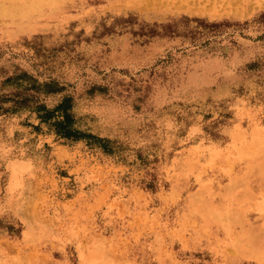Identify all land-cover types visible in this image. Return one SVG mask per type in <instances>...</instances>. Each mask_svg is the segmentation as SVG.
<instances>
[{"label":"rangeland","instance_id":"1","mask_svg":"<svg viewBox=\"0 0 264 264\" xmlns=\"http://www.w3.org/2000/svg\"><path fill=\"white\" fill-rule=\"evenodd\" d=\"M207 4L0 13V264H264V0Z\"/></svg>","mask_w":264,"mask_h":264},{"label":"bare ground","instance_id":"2","mask_svg":"<svg viewBox=\"0 0 264 264\" xmlns=\"http://www.w3.org/2000/svg\"><path fill=\"white\" fill-rule=\"evenodd\" d=\"M53 1L54 0H0V13L4 15L5 14L11 15V16H23L25 15V12L28 8L41 7L44 5V2L51 3ZM172 1L173 2L175 1L176 5L178 3V4H182L184 7H187L190 4H194L196 2L198 3L199 0H172ZM215 1H218V0H207L209 5H211V3H215ZM168 2H171V0H168ZM256 171L264 173V162L259 166V168H256ZM259 179H260L259 180L260 183L264 182L262 178H259ZM86 253L88 255L90 254L88 250Z\"/></svg>","mask_w":264,"mask_h":264},{"label":"trees","instance_id":"3","mask_svg":"<svg viewBox=\"0 0 264 264\" xmlns=\"http://www.w3.org/2000/svg\"><path fill=\"white\" fill-rule=\"evenodd\" d=\"M62 105H63V103L60 104V105L58 106V108H60V106H62ZM66 121H67V118H65V119H63V120H61V121H59L58 124H59V125H63ZM62 128H64V127H62ZM67 133H68V132H67Z\"/></svg>","mask_w":264,"mask_h":264}]
</instances>
